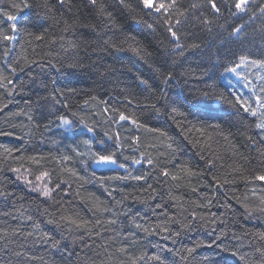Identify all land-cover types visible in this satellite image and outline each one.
Here are the masks:
<instances>
[{"label":"trees","instance_id":"obj_1","mask_svg":"<svg viewBox=\"0 0 264 264\" xmlns=\"http://www.w3.org/2000/svg\"><path fill=\"white\" fill-rule=\"evenodd\" d=\"M215 2L173 38L140 0H0V264H264V0Z\"/></svg>","mask_w":264,"mask_h":264},{"label":"snow or ice","instance_id":"obj_2","mask_svg":"<svg viewBox=\"0 0 264 264\" xmlns=\"http://www.w3.org/2000/svg\"><path fill=\"white\" fill-rule=\"evenodd\" d=\"M61 4L63 3V0H60ZM93 3H95V0H92ZM208 4L211 6V8L213 9L214 12H219L220 9L217 5V3L215 2V0H207ZM140 3L143 5V8L148 10L149 12H154L159 14L160 18H162V22L167 25V31L169 33H171V36L173 38L177 37V32L173 30L172 24H171V18H172V14L170 10H174L176 7V0H140ZM247 3V0H236L235 2V8L237 9L238 12H242L244 11V5ZM13 7H15L17 10H20L21 5L20 4H14ZM23 8H29L30 5L27 2H24L22 5ZM4 15L7 16V20L12 22L11 23V31H12V35H6V34H2L0 33V35L3 36V39L6 41H11V40H15L17 38V34L20 31V28L18 26V18L16 15L13 14H9V13H4ZM182 15V13H181ZM179 21H177L178 23ZM207 23V21H206ZM149 28H152L153 26L151 24H148ZM234 32L238 33L239 32V28L234 29ZM41 37L37 36L36 39H40ZM177 48H180L181 45L179 44V42L177 41L176 44ZM191 47H195V45H192ZM134 52L137 53V55H141L142 56V50L137 49V48H133L132 49ZM7 55V53H6ZM239 64H236L235 66H230V67H225L224 68V72L225 73H233L238 77H241V73L238 71V69L240 68V66L242 64H245V62L247 61V57L245 56H240L239 57ZM250 63L253 66H259V69H264V61L261 60H252L250 61ZM13 71H15V69H13ZM243 78V77H242ZM261 80H264V76H259L258 77ZM171 79V73H169V75L167 77H165V83H168L169 80ZM11 83V82H9ZM141 83H145L143 80H141ZM235 95V93H233ZM203 97L205 98H215L218 101H221L224 99L222 94H214V93H209V92H203L201 94ZM189 103H194V98L193 100L188 101ZM228 103H232L231 101H228ZM235 104H238L241 108H243V110L245 112L250 113L252 116H256L257 115V109L255 108H251L250 106L247 105V100H243L241 99L239 96H237V99L235 101ZM257 104L259 105V108L264 109V100H261L259 97L257 98ZM234 106V105H233ZM153 107H155V105H153ZM173 111H175V109H173ZM260 116L262 117V119L256 124L257 128L260 129H264V112L260 113ZM60 123L62 126H67V130L69 132L72 131V128L75 127V125L73 124L72 121H70L67 117L61 115L58 117ZM119 119L121 121L123 120H127L129 119L128 116H126L123 112L120 113ZM84 122L81 121V124H83ZM133 123H135V121H133ZM87 127V126H85ZM87 131L89 133H91L93 131V129L91 127H87ZM163 135V133H162ZM118 139V137H117ZM134 142H135V138H134ZM83 143L85 145H88L89 148L91 147V144L93 143V141L91 140H84ZM77 155H83L82 153L77 152ZM92 155L96 158V162L97 163H115L116 161L113 158L112 153L109 154H96V153H92ZM64 159H68V157H64ZM134 163H140L139 160H134ZM147 163L149 165H151L153 162L151 159H149L147 161ZM121 167H123V165H121ZM164 176H167L168 173L167 171H164L162 173ZM48 176V173H42L40 176L36 177L37 181H41L44 179V177ZM144 177L141 176H134L133 179L136 180H141ZM173 179H176L175 176L172 177ZM258 180H264V175H260L255 177ZM24 180L31 185V181L28 180L27 177H24ZM151 187V186H149ZM34 191L39 190L40 195L44 196V197H50L51 193L54 191L53 189H50L49 187H47V185H45L43 188H41L39 185H37L36 187L33 188ZM159 207V205L157 206ZM51 222V221H50ZM114 222V221H113ZM73 223H75V221H73ZM139 227V225H137ZM163 231H167L166 228L162 229ZM189 252L192 251V249H188ZM233 255H236L235 252H233ZM155 259L159 260L160 257L156 256Z\"/></svg>","mask_w":264,"mask_h":264},{"label":"bare ground","instance_id":"obj_3","mask_svg":"<svg viewBox=\"0 0 264 264\" xmlns=\"http://www.w3.org/2000/svg\"><path fill=\"white\" fill-rule=\"evenodd\" d=\"M95 163H97L96 160L93 162V167H94V168H105V167L111 166V165L113 164V163H110V164L107 165V166H102V167H101V166H96ZM130 164H131L132 166H135V165H138L139 163H134V162L132 161Z\"/></svg>","mask_w":264,"mask_h":264},{"label":"water","instance_id":"obj_4","mask_svg":"<svg viewBox=\"0 0 264 264\" xmlns=\"http://www.w3.org/2000/svg\"><path fill=\"white\" fill-rule=\"evenodd\" d=\"M110 163H95L96 166H107L109 165Z\"/></svg>","mask_w":264,"mask_h":264}]
</instances>
